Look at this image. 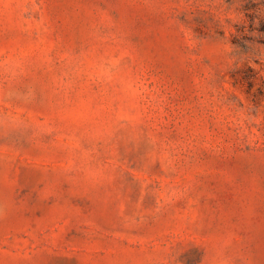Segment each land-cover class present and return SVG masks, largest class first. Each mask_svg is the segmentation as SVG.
<instances>
[{
  "label": "rangeland",
  "instance_id": "1",
  "mask_svg": "<svg viewBox=\"0 0 264 264\" xmlns=\"http://www.w3.org/2000/svg\"><path fill=\"white\" fill-rule=\"evenodd\" d=\"M0 264H264V0H0Z\"/></svg>",
  "mask_w": 264,
  "mask_h": 264
}]
</instances>
